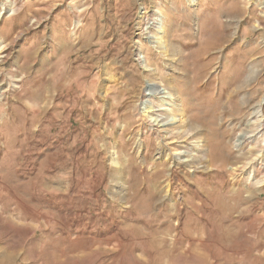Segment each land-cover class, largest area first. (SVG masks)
I'll use <instances>...</instances> for the list:
<instances>
[{
    "label": "rangeland",
    "instance_id": "obj_1",
    "mask_svg": "<svg viewBox=\"0 0 264 264\" xmlns=\"http://www.w3.org/2000/svg\"><path fill=\"white\" fill-rule=\"evenodd\" d=\"M0 14V88L20 81L0 99V264H264V143L234 144L264 97V0H0ZM147 81L182 129L146 122L168 118L155 96L143 111Z\"/></svg>",
    "mask_w": 264,
    "mask_h": 264
},
{
    "label": "bare ground",
    "instance_id": "obj_2",
    "mask_svg": "<svg viewBox=\"0 0 264 264\" xmlns=\"http://www.w3.org/2000/svg\"><path fill=\"white\" fill-rule=\"evenodd\" d=\"M4 10H6V8H4ZM12 13H13V10H12ZM1 15L2 14H0V16ZM145 24H146V22H145ZM153 24H155V25H153ZM150 27H153L154 32L157 33L158 35L155 34L154 35L155 37L149 36L148 37L149 43L151 45H154L155 49H159L161 47V37L163 35V29H162L163 26L161 25V26L157 27V24L152 22ZM4 48H5V46L3 44V41L0 38V55L3 53ZM0 58H1V56H0ZM137 61H138L139 65L141 66V68L145 72L152 71L147 66L145 60L140 61V59H137ZM7 79L9 81L7 84V88L6 89L0 88V99H2L8 91L18 89L17 83L20 82L19 79L14 78L12 75H8ZM0 87H1V85H0ZM144 92H145L144 96L146 99L142 103V106L144 107L143 111L144 110L146 111V107L148 109L147 111H150L151 114H152V112L156 111V110H153L154 108H152L150 106L145 107L146 103H148V100H149L148 98L155 96L157 98V100L164 107L163 110L162 109L161 110L164 111L166 113V115H168V118L163 122H161V120H160L162 118H158V116L154 117V118H152V117L148 118L147 117L148 119L146 120V122H148V124L151 128L156 127V129L159 130L160 128L166 129L167 127H176V128L178 127V128L182 129L183 125L186 123L185 117L182 115V113H180V111L182 109H180V108L178 109V106H180V104L179 105L176 104V99L173 97L172 94H170L169 91H166L165 89H160L158 84L147 81L145 84V91ZM263 102H264V97L253 107V109H251V113H250V115L246 121L247 122L246 127H247L248 131L238 134V136L236 137V139L234 141L235 147H240L244 144H254L255 142H258V140L261 137H262V142L264 143V113L262 110ZM161 110H158V111H161ZM144 115H145V113H144ZM185 133L186 134L187 133L192 134V136L197 137V138L202 137L200 132L197 130L183 131L182 135L184 136ZM199 152L201 153V152H203V150H201ZM173 155H176V153ZM261 160H263L262 154L257 156L254 160L252 159L251 162L247 163V165L244 167V171H246L248 173V176L250 179H253V171H254L253 162L254 161L259 162Z\"/></svg>",
    "mask_w": 264,
    "mask_h": 264
}]
</instances>
